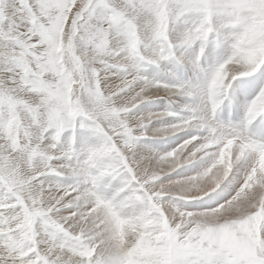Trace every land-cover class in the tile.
<instances>
[{
    "label": "snow or ice",
    "instance_id": "snow-or-ice-1",
    "mask_svg": "<svg viewBox=\"0 0 264 264\" xmlns=\"http://www.w3.org/2000/svg\"><path fill=\"white\" fill-rule=\"evenodd\" d=\"M0 264H264V0H0Z\"/></svg>",
    "mask_w": 264,
    "mask_h": 264
}]
</instances>
